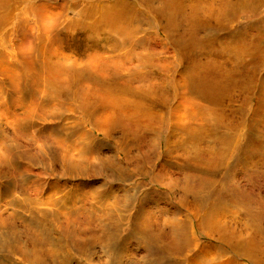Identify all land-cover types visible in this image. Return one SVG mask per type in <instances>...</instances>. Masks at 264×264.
<instances>
[{"label": "rangeland", "instance_id": "rangeland-1", "mask_svg": "<svg viewBox=\"0 0 264 264\" xmlns=\"http://www.w3.org/2000/svg\"><path fill=\"white\" fill-rule=\"evenodd\" d=\"M160 1L0 0V109L17 104L18 115L36 107L46 113L17 117L16 136L0 127V209L18 223L16 231L0 227V264H188L193 246L180 231L214 245L229 219L238 228L264 221L263 123L251 140L237 133L241 146L226 162L206 153L222 133L202 132L205 159L196 163L174 147L165 152L176 141L166 127L158 135L126 126L100 130L83 113L79 87L149 81L155 95L163 94L168 90L158 83L166 71L158 61L204 62L207 27L192 33L179 26ZM193 38L202 48L189 46ZM89 62L99 65L88 70ZM122 62L135 67L127 78L119 73ZM137 73L139 79L128 76ZM138 99L128 94V109ZM43 125L50 141L36 149ZM67 153L75 160L68 163ZM96 158L113 168L94 169L88 162ZM195 207L217 223L194 226L184 213ZM221 215L226 219L217 220ZM25 228L40 241L31 242ZM44 249L56 260L38 254Z\"/></svg>", "mask_w": 264, "mask_h": 264}, {"label": "bare ground", "instance_id": "bare-ground-1", "mask_svg": "<svg viewBox=\"0 0 264 264\" xmlns=\"http://www.w3.org/2000/svg\"><path fill=\"white\" fill-rule=\"evenodd\" d=\"M158 7L161 12L167 10L179 26L192 33L200 26L207 27L209 35L203 45L204 62H187L182 56L170 62L165 59L158 61L163 66L157 64L156 67L166 71L160 74L158 83L168 90L163 94L155 95L152 87L155 82L147 84L149 81L137 88L129 86L127 81L105 89L79 87L77 97L83 103V113L88 112L87 116L100 124V130L108 125L126 126L130 131L141 130L144 134L158 135L166 127L176 136V141L173 146L167 142L165 152L174 147L181 152L184 161L196 163L205 159L200 147L202 132L211 135L222 133L218 143L209 145L207 149L211 150H206V153L221 162L229 161L241 146L237 133L244 131L248 141L252 139L251 133L258 123L264 124V0H161ZM189 46L202 48L194 38ZM150 62L145 61L142 66L153 71ZM98 65L89 62L85 67L92 70ZM166 65H169L168 69H165ZM134 68L122 62L120 76L127 78L125 71ZM139 74L128 76L139 79ZM131 93H137L139 99L133 109H128L126 99ZM236 104L245 108L237 106L233 109ZM10 108L6 113L0 109V127L11 136H16L13 123L17 117L26 119L34 113L46 116L39 107L32 110L34 113L26 110L19 115L17 104ZM46 127L43 125L34 136L36 149L50 141L43 131ZM81 152L82 149L77 150L78 159ZM63 158L69 163L75 160V155L67 153ZM1 162L0 158V172L3 170ZM88 163L100 172H107L114 166L98 158ZM185 188L190 190L191 186L185 183ZM199 211L198 207L186 210L184 218H192L194 226L197 221L198 228L201 224L211 226L217 223ZM226 217L221 215L217 220ZM89 221L86 216L82 218L85 224ZM14 223L13 215L0 209V227L16 231L18 223ZM235 223L234 219H229L226 231L218 236L214 245L200 242L194 231L190 238L180 231L183 242L188 238L193 246L187 257L188 264H264V221L258 220L256 226L241 223L240 228ZM24 232L30 236L31 242L40 241L31 229L25 228ZM201 234L211 236L204 231ZM38 254L46 260H56L54 253L46 249Z\"/></svg>", "mask_w": 264, "mask_h": 264}]
</instances>
